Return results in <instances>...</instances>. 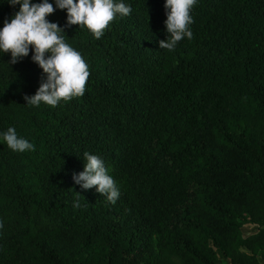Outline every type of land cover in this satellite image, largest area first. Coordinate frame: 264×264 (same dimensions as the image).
<instances>
[{
    "label": "trees",
    "instance_id": "trees-1",
    "mask_svg": "<svg viewBox=\"0 0 264 264\" xmlns=\"http://www.w3.org/2000/svg\"><path fill=\"white\" fill-rule=\"evenodd\" d=\"M48 2L90 77L83 96L29 106L47 81L34 49L0 51V264H264V0H197L171 52L166 0H122L131 14L99 40ZM10 127L35 150L9 149ZM85 152L115 205L73 179Z\"/></svg>",
    "mask_w": 264,
    "mask_h": 264
},
{
    "label": "clouds",
    "instance_id": "clouds-1",
    "mask_svg": "<svg viewBox=\"0 0 264 264\" xmlns=\"http://www.w3.org/2000/svg\"><path fill=\"white\" fill-rule=\"evenodd\" d=\"M56 6L67 10L68 25L86 27L96 39L102 38L105 31L117 16L127 17L132 8L122 0H55ZM10 5H20V10L11 22L5 21L0 30V51L11 53L12 64L27 57L34 49L33 61L47 74V81L42 83L37 93L25 96L29 106L44 103L56 107L61 101L68 102L74 97L83 96L90 77V71L82 55L65 42L63 30L57 23H51L47 17L55 9L48 0L33 4L31 0H9ZM197 0H166L167 41L161 40L160 48L174 51L178 42L185 37L192 39L189 26L194 22L191 9ZM50 54V55H49ZM3 141L14 152L34 151V145L19 137L14 127L2 134ZM85 169L73 179L84 189L96 188L101 196L115 205L120 197L113 178L108 174L105 162L97 155L85 152ZM79 193L74 207L79 208ZM3 225L0 224V227Z\"/></svg>",
    "mask_w": 264,
    "mask_h": 264
}]
</instances>
